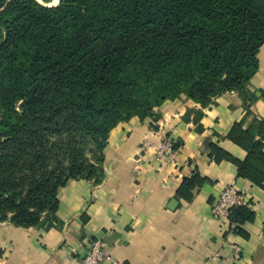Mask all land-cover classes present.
<instances>
[{"label":"trees","instance_id":"obj_1","mask_svg":"<svg viewBox=\"0 0 264 264\" xmlns=\"http://www.w3.org/2000/svg\"><path fill=\"white\" fill-rule=\"evenodd\" d=\"M51 1L0 0V175L22 155L30 172L24 196L0 198V214L20 226L55 213L69 180L100 174L118 124L182 96L206 106L245 87L264 44V0ZM49 130L60 138L51 146ZM257 132L246 131L242 173L264 160V121ZM87 138L97 155L85 153ZM246 207H232L230 221Z\"/></svg>","mask_w":264,"mask_h":264},{"label":"crops","instance_id":"obj_2","mask_svg":"<svg viewBox=\"0 0 264 264\" xmlns=\"http://www.w3.org/2000/svg\"><path fill=\"white\" fill-rule=\"evenodd\" d=\"M257 57L245 87L206 106L182 96L156 107L154 118L118 124L100 174L69 180L55 213L29 226L0 222V264H78L95 240L108 256L101 264H264V160L244 173L238 166L246 131L259 139L264 121V44ZM166 137L172 160L157 154ZM230 185L250 197L241 222L212 216Z\"/></svg>","mask_w":264,"mask_h":264},{"label":"built area","instance_id":"obj_3","mask_svg":"<svg viewBox=\"0 0 264 264\" xmlns=\"http://www.w3.org/2000/svg\"><path fill=\"white\" fill-rule=\"evenodd\" d=\"M174 143L171 138H164L158 149V156H164L166 159L172 160L175 157ZM250 204L248 194L234 185L224 187L217 198L215 205L212 208V216L214 219L229 218L230 209L234 206H245ZM239 250L237 247L235 248ZM237 257V255H235ZM108 259L104 252L102 243L99 240L92 241L78 264H101Z\"/></svg>","mask_w":264,"mask_h":264},{"label":"rangeland","instance_id":"obj_4","mask_svg":"<svg viewBox=\"0 0 264 264\" xmlns=\"http://www.w3.org/2000/svg\"><path fill=\"white\" fill-rule=\"evenodd\" d=\"M52 1L50 3H52ZM47 133L45 132L43 134V138H44V136L48 137V145L49 146H51V143L57 142L60 139V138H58L57 134H54L51 131H50V133L49 132H47ZM84 143L85 144H83L84 145L83 149L88 156H92V154L97 155L96 154V148H97L96 144H94L89 138H87V140ZM5 152H6L5 150H2L0 148L1 154H4ZM52 153L57 154V151L54 149ZM28 162H29V157L22 155V156H20L19 161H18L19 168H17L18 166H15V164H14V167L12 168L11 172L0 175V198L1 197L4 198V197L14 196V197H16V199H19L20 197L24 196L26 188H27V179H29V177H30V172H29L27 164H26ZM55 163H56L55 160L52 159L51 160V166H55ZM21 176H23V178H21L22 183L16 187H14L15 189L10 188L11 186L2 185L4 182H5L4 184H6V182L9 181L10 179H13V184H15L18 182V180H16V179L17 178L20 179ZM5 205H4V209H5ZM4 211L6 212V216L4 217V214H0V220H1L2 215H3L2 218H4L5 220H10L13 218V215L9 211H6V210H4Z\"/></svg>","mask_w":264,"mask_h":264},{"label":"water","instance_id":"obj_5","mask_svg":"<svg viewBox=\"0 0 264 264\" xmlns=\"http://www.w3.org/2000/svg\"><path fill=\"white\" fill-rule=\"evenodd\" d=\"M57 2H58V0H57ZM57 2H56L55 4H57ZM55 4H53V3H48V4H46V5H55Z\"/></svg>","mask_w":264,"mask_h":264},{"label":"bare ground","instance_id":"obj_6","mask_svg":"<svg viewBox=\"0 0 264 264\" xmlns=\"http://www.w3.org/2000/svg\"><path fill=\"white\" fill-rule=\"evenodd\" d=\"M57 2V0H53L52 3L55 4Z\"/></svg>","mask_w":264,"mask_h":264}]
</instances>
